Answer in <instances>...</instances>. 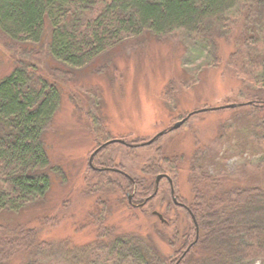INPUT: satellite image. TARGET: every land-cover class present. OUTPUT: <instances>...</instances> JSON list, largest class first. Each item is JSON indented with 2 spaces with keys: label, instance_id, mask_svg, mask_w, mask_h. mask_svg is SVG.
Returning <instances> with one entry per match:
<instances>
[{
  "label": "rangeland",
  "instance_id": "374dc122",
  "mask_svg": "<svg viewBox=\"0 0 264 264\" xmlns=\"http://www.w3.org/2000/svg\"><path fill=\"white\" fill-rule=\"evenodd\" d=\"M238 15L235 11L229 18L233 36L220 40L219 68L211 65L201 45L197 49L195 39L177 32L168 40L130 41L102 61L67 78L59 73L66 83L58 82L62 90L61 108L45 136L51 164L47 170V196L21 212H0V222L11 229L36 228L41 240L54 243L58 249L64 245L61 243L78 248L98 242L97 223L102 219L117 235H152L159 253L167 256L175 250L171 246L175 229L181 237L193 227L187 214L174 208L168 181H160V195L151 205L135 208L126 194H133L130 188L121 192L112 184L104 193L94 192L90 180L99 171L95 168L120 170L134 182L150 184L163 175H151L152 167L161 166L164 175L176 179L175 196L189 205L194 202L193 185L201 171L221 181L218 187L207 189L209 197L264 185V169L258 171L262 145L258 152L254 144L239 143L248 122L264 120V110L256 118L244 119L249 108L240 107L245 93L255 90L243 75V60L237 61L236 56V62L241 63L238 67L232 65L238 38L246 27ZM254 24L257 29L264 24V10ZM23 47L13 45L0 30V82L16 69ZM32 48L26 47L28 51ZM42 55V62L33 59L27 63L37 64L46 76L56 75L49 70L54 66L51 58L47 53ZM228 104L238 107L216 110ZM182 120L185 123L172 130ZM160 133L165 135L136 150L119 142L101 147L110 140L140 145ZM96 150L92 166L89 160ZM116 170L104 178L114 182L122 175ZM154 211L165 214L175 226L162 228L159 219L151 214ZM178 240L180 245L182 239Z\"/></svg>",
  "mask_w": 264,
  "mask_h": 264
},
{
  "label": "trees",
  "instance_id": "16d2710c",
  "mask_svg": "<svg viewBox=\"0 0 264 264\" xmlns=\"http://www.w3.org/2000/svg\"><path fill=\"white\" fill-rule=\"evenodd\" d=\"M262 7L264 0H0L1 32L13 45H24L16 69L0 82V212H21L47 196L50 186L47 170L51 164L45 136L61 108L62 90L58 82L66 83L65 77L71 73L75 75V71L102 61L130 41L168 40L175 33L184 32L199 41L195 43L197 49L201 45L211 65L219 68L222 62L219 43L232 33L229 18L238 11L246 27L238 38L232 65L238 67L241 63L236 62V56L237 61L243 60L246 68L242 69L247 72L243 75L255 90L245 93L240 107L249 108L244 119L262 114L264 24L259 29L254 24L264 10ZM234 24L236 27L239 22ZM28 45L33 46L29 51ZM42 53L53 61L49 70L57 72L56 75L46 76L37 64L27 63L41 60ZM59 73L65 77L61 78ZM223 109L233 108L226 106L217 111ZM246 127L239 143L254 144L258 152L262 145L259 171L264 169V120L256 124L248 122ZM233 132L237 139L238 133ZM109 172L112 170L98 171L92 177L94 192L104 193L112 184L121 192L130 188L135 208L151 205L160 195V187L154 195L155 181L146 184L135 179L134 186L119 175L113 182L104 178ZM164 173L161 166L152 167L150 172L155 176ZM200 173L193 185L196 191L192 205L177 198L189 207L195 220L179 204H173L187 214L193 227L181 237L175 229L171 241L175 250L167 256L159 253L152 235H117L102 219L97 223L98 242L78 248L61 243L64 245L58 249L54 243L41 240L36 228L11 229L0 222V264L264 263V185L227 192L223 197L217 193L209 197L207 189L218 187L221 181L210 173ZM172 179L176 184V179ZM202 182L206 184L204 187ZM162 215L166 223L159 220L161 227H171L173 220ZM178 239H182L180 245Z\"/></svg>",
  "mask_w": 264,
  "mask_h": 264
},
{
  "label": "water",
  "instance_id": "95a60500",
  "mask_svg": "<svg viewBox=\"0 0 264 264\" xmlns=\"http://www.w3.org/2000/svg\"><path fill=\"white\" fill-rule=\"evenodd\" d=\"M227 107H228V108H236V107H238V105H229V106H227ZM217 109H218V108H217ZM217 109H216V110H217ZM204 111H205V110H204ZM184 123H185V120H182L181 122H178L177 124H175V126L172 128V130H177V129H179ZM163 134H164V133H160V134L157 135L155 138H153V139H151L150 141H148V142H146L145 144H143V146L151 145L152 143H154V142L156 141V139H157L159 136H162ZM115 142H119V143L126 144L125 141H123V140H116V141H114V143H115ZM112 143H113V142H112ZM163 178H167V179L169 180V182H170V184H171V188H172L173 201H174L175 204L178 205L177 199L175 198V189H174V186H173V181H172V179H171L169 176H167V175H164V174H163V175H158V176H157V178H156V185H157V187H156V192H155L154 195L157 194L158 189H159V183H160V181H161ZM128 199H129V203L132 205V204H133V195H129ZM153 215L156 216V217H157L162 223H166V220H165L164 216H163L161 213H159V212H157V211H154V212H153ZM193 219L195 220V217H193Z\"/></svg>",
  "mask_w": 264,
  "mask_h": 264
},
{
  "label": "flooded vegetation",
  "instance_id": "af4514ba",
  "mask_svg": "<svg viewBox=\"0 0 264 264\" xmlns=\"http://www.w3.org/2000/svg\"><path fill=\"white\" fill-rule=\"evenodd\" d=\"M115 140H110V141H107L105 144H102V146L101 147H106V146H109V145H111V144H113L112 142H114ZM146 143V142H145ZM145 143H143V144H145ZM143 144H140V145H132L131 146V144H127V142H126V145L127 146H130V147H139V146H141V147H143ZM101 147H99V148H101ZM98 153V150H96L95 152H94V154H92V156L90 157V160L89 161H91L92 162V166H93V160H94V157L96 156V154ZM93 169H94V167H92ZM95 170H99V171H102V170H108V169H106V168H104V166H101L100 168L98 167V169H96L95 168ZM112 170H116V169H112ZM116 172L117 173H120V174H122V175H124L129 181H131L132 183H133V185L135 186V182H134V180L132 179V177H130L129 175H126L125 173H123L122 171H120V170H116ZM166 175V174H165ZM167 176H169V175H167ZM170 177V176H169ZM171 178V177H170ZM167 181H168V183H169V185H170V187H171V184H170V182H169V180L167 179V178H165ZM172 179V178H171ZM172 181H173V179H172ZM173 186H174V182H173ZM127 194V197H129V195L130 194H128V192L126 193ZM133 195V194H132ZM171 197H172V188H171ZM175 198L177 199V197L175 196ZM133 199H134V197H133ZM172 200H173V197H172ZM177 202H178V199H177ZM178 206H181L182 208H184L189 214H191V216H192V218L194 217V215L192 214V212H191V210L189 209V207H187V206H185V205H183V204H181V203H179L178 202ZM134 206H136V207H138V206H141V204H134ZM194 220V219H193Z\"/></svg>",
  "mask_w": 264,
  "mask_h": 264
}]
</instances>
